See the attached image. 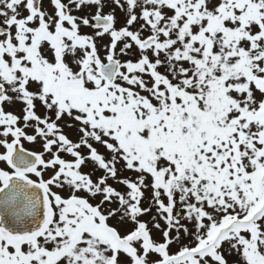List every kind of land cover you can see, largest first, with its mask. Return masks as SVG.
<instances>
[{
    "label": "snow or ice",
    "instance_id": "6c2138e0",
    "mask_svg": "<svg viewBox=\"0 0 264 264\" xmlns=\"http://www.w3.org/2000/svg\"><path fill=\"white\" fill-rule=\"evenodd\" d=\"M0 264H264V0H0Z\"/></svg>",
    "mask_w": 264,
    "mask_h": 264
},
{
    "label": "flooded vegetation",
    "instance_id": "af4514ba",
    "mask_svg": "<svg viewBox=\"0 0 264 264\" xmlns=\"http://www.w3.org/2000/svg\"><path fill=\"white\" fill-rule=\"evenodd\" d=\"M25 147H31V146L26 144Z\"/></svg>",
    "mask_w": 264,
    "mask_h": 264
},
{
    "label": "rangeland",
    "instance_id": "374dc122",
    "mask_svg": "<svg viewBox=\"0 0 264 264\" xmlns=\"http://www.w3.org/2000/svg\"><path fill=\"white\" fill-rule=\"evenodd\" d=\"M71 135V133H69Z\"/></svg>",
    "mask_w": 264,
    "mask_h": 264
}]
</instances>
